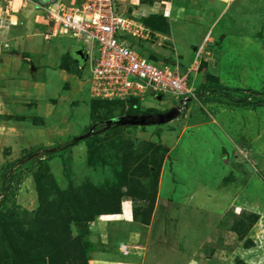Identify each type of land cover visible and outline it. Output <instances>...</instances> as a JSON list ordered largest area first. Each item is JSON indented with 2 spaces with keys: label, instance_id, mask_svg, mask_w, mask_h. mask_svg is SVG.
Returning <instances> with one entry per match:
<instances>
[{
  "label": "rangeland",
  "instance_id": "obj_1",
  "mask_svg": "<svg viewBox=\"0 0 264 264\" xmlns=\"http://www.w3.org/2000/svg\"><path fill=\"white\" fill-rule=\"evenodd\" d=\"M53 1L0 0V264H264V0L116 3L215 90L180 108L95 97Z\"/></svg>",
  "mask_w": 264,
  "mask_h": 264
},
{
  "label": "built area",
  "instance_id": "obj_2",
  "mask_svg": "<svg viewBox=\"0 0 264 264\" xmlns=\"http://www.w3.org/2000/svg\"><path fill=\"white\" fill-rule=\"evenodd\" d=\"M118 1L82 0L66 7L55 0L42 7L48 12L54 35L63 33L82 45L93 95L109 100L169 95L179 108L198 101L192 68L182 71L179 63L149 59L129 43L125 34L130 31L129 21L118 12Z\"/></svg>",
  "mask_w": 264,
  "mask_h": 264
},
{
  "label": "trees",
  "instance_id": "obj_3",
  "mask_svg": "<svg viewBox=\"0 0 264 264\" xmlns=\"http://www.w3.org/2000/svg\"><path fill=\"white\" fill-rule=\"evenodd\" d=\"M138 50V49H137ZM139 52L141 53V51L139 50ZM154 57V59H152V60H155V61H161V60H163V58H161L160 56H153ZM164 62H166V63H172L173 61H170V60H167V59H165V61ZM212 91H214L215 92V90H213L212 89V87L211 86H209V85H207V84H203L202 86H200V87H197L196 88V92H197V94H198V96H200V100H204V98H205V96L206 95H209V93H211ZM246 100H247V97L245 98ZM131 101H137L138 100V98L136 99V98H131L130 99ZM245 100V101H246ZM119 101V100H118ZM117 100H116V102H118ZM246 103H248L247 101H246ZM258 103L259 104H261V103H263V105H264V100H260V101H258ZM189 104V103H188ZM251 104V103H250ZM130 193V192H129ZM132 194V193H131ZM130 194V195H131ZM133 195V194H132ZM116 213H119V212H113V214H116ZM58 254H60V252H58ZM14 254H12L11 253V255H10V257L7 259V264H9V263H11V262H13L14 261V256H13ZM35 256V254L34 253H32V254H29L28 255V257L23 261V263L24 264H40V262L38 261V259L36 258V257H34ZM15 260H17V259H15ZM55 262L58 264V263H61V264H66L65 262V259L63 260L62 259V256H59V257H55ZM54 260L53 259H50V261H49V263L51 264H54ZM47 262H44V263H41V264H46ZM48 264V263H47Z\"/></svg>",
  "mask_w": 264,
  "mask_h": 264
},
{
  "label": "crops",
  "instance_id": "obj_4",
  "mask_svg": "<svg viewBox=\"0 0 264 264\" xmlns=\"http://www.w3.org/2000/svg\"><path fill=\"white\" fill-rule=\"evenodd\" d=\"M60 38H61V36H60ZM62 38H66V39H69L70 41H72L71 43H68L69 45L72 46L71 50H69V52H72V57H74L76 55L75 51L78 52L79 49H83L82 45L79 42H77L75 39H73L71 37H62ZM55 39H57V38H55ZM134 47H136V46H134ZM163 60H164V58H163ZM175 63H179V62L173 61L171 64H175ZM179 65H180L182 71H186L188 69L187 65L185 67L181 63ZM125 214L126 213L123 211L121 214H119V216H123V219H124ZM125 220H128V222H130L129 219H127V218H125L124 221ZM137 254H138V252L129 251V253H128L129 259L134 260V261L126 263V264H140L139 261L136 259V256H138Z\"/></svg>",
  "mask_w": 264,
  "mask_h": 264
},
{
  "label": "water",
  "instance_id": "obj_5",
  "mask_svg": "<svg viewBox=\"0 0 264 264\" xmlns=\"http://www.w3.org/2000/svg\"><path fill=\"white\" fill-rule=\"evenodd\" d=\"M76 55H75V59L78 61V62H81L82 65H84V62L85 59H86V56H85V52L83 49H79L78 52H76Z\"/></svg>",
  "mask_w": 264,
  "mask_h": 264
},
{
  "label": "bare ground",
  "instance_id": "obj_6",
  "mask_svg": "<svg viewBox=\"0 0 264 264\" xmlns=\"http://www.w3.org/2000/svg\"><path fill=\"white\" fill-rule=\"evenodd\" d=\"M167 17H169L170 16V6L168 7V9H167V15H166Z\"/></svg>",
  "mask_w": 264,
  "mask_h": 264
},
{
  "label": "clouds",
  "instance_id": "obj_7",
  "mask_svg": "<svg viewBox=\"0 0 264 264\" xmlns=\"http://www.w3.org/2000/svg\"><path fill=\"white\" fill-rule=\"evenodd\" d=\"M55 1V0H54ZM166 14V13H165ZM166 17V16H165ZM162 100V99H161Z\"/></svg>",
  "mask_w": 264,
  "mask_h": 264
}]
</instances>
